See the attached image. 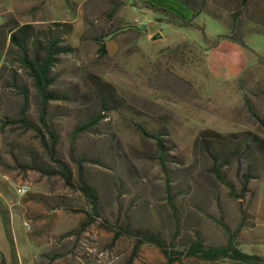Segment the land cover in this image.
<instances>
[{
  "label": "rangeland",
  "instance_id": "obj_1",
  "mask_svg": "<svg viewBox=\"0 0 264 264\" xmlns=\"http://www.w3.org/2000/svg\"><path fill=\"white\" fill-rule=\"evenodd\" d=\"M65 15L77 19V34L72 24L64 43L74 52L53 69V89L69 100L52 101L45 114L58 138L52 156L41 134L19 121L26 108L51 144L30 72L18 51L7 55L9 39L3 50L0 264H166L155 245L135 251L134 238L117 234L150 230L180 249L197 237L221 246L228 239L221 222L243 251L264 255V158L229 146L219 176L199 143L206 132L264 138V0H0V43L3 31L8 37L31 19L45 20L33 24L37 35L57 32L53 23ZM224 39L239 55L218 47ZM99 79L111 85L108 103ZM83 125L89 128L75 134ZM60 161L73 173L72 186ZM249 170L254 178L237 200L227 183L242 193ZM81 181L94 188L96 210ZM18 185L30 192L18 195Z\"/></svg>",
  "mask_w": 264,
  "mask_h": 264
},
{
  "label": "trees",
  "instance_id": "obj_2",
  "mask_svg": "<svg viewBox=\"0 0 264 264\" xmlns=\"http://www.w3.org/2000/svg\"><path fill=\"white\" fill-rule=\"evenodd\" d=\"M247 1V0H245ZM162 12H166L173 17L180 18L177 15L166 9H160ZM181 19V18H180ZM184 21V19H182ZM55 30H50L44 34L43 37L37 35V29L33 24L15 25L11 30L7 32L8 37L5 35L3 43H0V50L7 48V39L10 41V47L7 50V55L14 54V50L18 51L21 57L24 68L30 72V76L33 79L34 87L37 95L43 107V121L47 126V130L51 136V144L46 142L44 134L41 133V129L33 122L26 118V108L22 111V117L19 119L27 129H32L41 134L43 143L50 155L52 156L56 150L58 144V138L55 131L46 123L45 114L48 111L52 101L69 100V96L62 94L53 86L56 81V77L53 74V69L59 62V57L63 54H69L74 52V48L65 42V37L69 36L73 31L71 23H53ZM1 27V26H0ZM65 29V35L60 34V30ZM239 43V41H237ZM100 53L102 56L107 55V46L105 43H100ZM96 88L102 95V103H108L111 97V85L105 83L101 79L96 83ZM24 99L28 104L29 90L25 87H21ZM104 118L102 115L97 116L95 122ZM89 128V125L79 126L75 129V134L81 133ZM199 143L205 145L206 151L213 157L214 171L217 175H221V169L223 165L229 164V161L222 162L224 158L223 154H226L227 147L234 146L235 150L245 157L248 154L253 156L254 161H259L264 158V138L251 134H239L223 137L217 133L206 132L199 139ZM160 148V156L164 161V147L161 142L158 143ZM247 158V157H245ZM221 161V163H220ZM59 166L62 170V175L66 180V183L70 186L73 185V173L63 162H59ZM253 171L249 170L243 175V188L242 193H238L233 183H227L231 188V195L237 200L243 198V196L249 190V183L253 179ZM81 188L87 198L90 200L92 208L96 210L97 207V195L94 188L88 184L87 181H81ZM93 222V221H91ZM224 228L228 239L227 243L221 246L207 245L202 238L197 237L192 240L184 248L180 249L176 245L175 241L171 243L160 234L150 230H140L124 228L117 236H130L136 241L135 251H137L144 244H152L161 250L165 258L166 264H175L185 258H197L209 264L228 260L234 264H264V255L250 254L243 251L236 240V235L231 228L224 222L220 223ZM136 253V252H135Z\"/></svg>",
  "mask_w": 264,
  "mask_h": 264
},
{
  "label": "crops",
  "instance_id": "obj_3",
  "mask_svg": "<svg viewBox=\"0 0 264 264\" xmlns=\"http://www.w3.org/2000/svg\"><path fill=\"white\" fill-rule=\"evenodd\" d=\"M75 15H77V12L75 13ZM65 16H67V15H65ZM53 20H54L53 18H49L47 21L51 22ZM41 21H42V23L45 22V20H34V19L32 20L31 19V20H28L26 22L21 23V25H24V24H37V23H41ZM57 22H63V23L67 22V23L73 24L75 30H74V33H73L72 37L74 36L75 33L77 34V19L76 18L74 19L73 17H68L67 16V17L59 19ZM71 43H74V45H75V43H77V42H73L72 38H71ZM224 43H228V45L227 46L223 45ZM232 43H234V42H232L230 40H227V39L226 40L224 39V40H222L221 44L218 47L220 48V46H221V48H228V49L232 48V50H235L237 52L236 54L239 55V50L240 49L237 47V45H233ZM4 58H5V51H3V50L1 51L0 50V71H1V67L3 65Z\"/></svg>",
  "mask_w": 264,
  "mask_h": 264
},
{
  "label": "built area",
  "instance_id": "obj_4",
  "mask_svg": "<svg viewBox=\"0 0 264 264\" xmlns=\"http://www.w3.org/2000/svg\"><path fill=\"white\" fill-rule=\"evenodd\" d=\"M1 26V21H0ZM30 192V188L27 185H18L17 186V194L20 196H25Z\"/></svg>",
  "mask_w": 264,
  "mask_h": 264
},
{
  "label": "water",
  "instance_id": "obj_5",
  "mask_svg": "<svg viewBox=\"0 0 264 264\" xmlns=\"http://www.w3.org/2000/svg\"><path fill=\"white\" fill-rule=\"evenodd\" d=\"M160 37H161V35L158 34V35H156V36L154 37V40H157V39L160 38Z\"/></svg>",
  "mask_w": 264,
  "mask_h": 264
}]
</instances>
